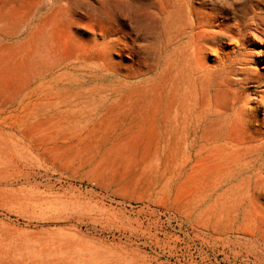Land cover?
Returning <instances> with one entry per match:
<instances>
[{
    "label": "rangeland",
    "instance_id": "374dc122",
    "mask_svg": "<svg viewBox=\"0 0 264 264\" xmlns=\"http://www.w3.org/2000/svg\"><path fill=\"white\" fill-rule=\"evenodd\" d=\"M39 28L0 99V264H264V0H0V43Z\"/></svg>",
    "mask_w": 264,
    "mask_h": 264
},
{
    "label": "bare ground",
    "instance_id": "6f19581e",
    "mask_svg": "<svg viewBox=\"0 0 264 264\" xmlns=\"http://www.w3.org/2000/svg\"><path fill=\"white\" fill-rule=\"evenodd\" d=\"M179 13L180 12L178 11L177 14ZM8 34H13V31L10 30ZM51 51V43L49 39H47L46 33L42 28L37 29L27 38L12 43H0V99L7 92L12 91L15 93L21 91L26 86L29 77L48 63ZM206 84V82H203L201 87L205 88ZM151 90V87L147 88L148 94L152 93L151 95L144 96L141 94L138 96L139 98L135 100L146 103L142 114L143 119L137 123V125H142L144 128L141 129V132H143L142 134H139L140 131L134 132V135L131 138V145L135 147L134 142L141 141L144 143L143 149L156 147V151L157 146L155 143L160 138L162 127L161 122L164 121V123L168 124V122L171 121L168 119L167 94L153 93ZM93 101L94 99H89L88 103H92ZM227 104L228 100L224 99L223 106ZM101 105L105 107L107 104L101 101ZM119 109L120 105H115L113 107L108 106L107 113L112 114ZM26 115L27 112L22 111L20 112L19 117L20 119H23ZM222 123L223 121L221 119L218 120L217 118L211 123H208L207 135L209 138H218L220 136L219 128L222 126ZM105 126L106 128L104 129L109 130V123ZM100 136L104 138L103 136H105V134Z\"/></svg>",
    "mask_w": 264,
    "mask_h": 264
},
{
    "label": "crops",
    "instance_id": "0c3cea01",
    "mask_svg": "<svg viewBox=\"0 0 264 264\" xmlns=\"http://www.w3.org/2000/svg\"><path fill=\"white\" fill-rule=\"evenodd\" d=\"M24 89V88H23ZM22 89V90H23ZM21 90V91H22ZM118 105V104H117ZM120 105V104H119ZM120 108H121V105H120ZM121 109H119L117 112H115V113H112V114H110L112 117H114L117 113H119V111H120ZM116 123H118L117 121H115ZM125 131H130V129H128V130H125ZM170 147H168V157H169V154L171 155V149H169Z\"/></svg>",
    "mask_w": 264,
    "mask_h": 264
}]
</instances>
